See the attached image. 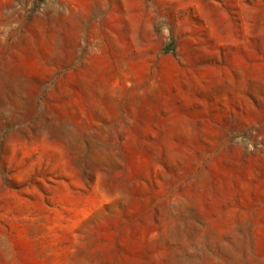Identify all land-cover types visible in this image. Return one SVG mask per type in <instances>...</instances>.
Listing matches in <instances>:
<instances>
[{
  "label": "rangeland",
  "instance_id": "rangeland-1",
  "mask_svg": "<svg viewBox=\"0 0 264 264\" xmlns=\"http://www.w3.org/2000/svg\"><path fill=\"white\" fill-rule=\"evenodd\" d=\"M0 264H264V0H0Z\"/></svg>",
  "mask_w": 264,
  "mask_h": 264
}]
</instances>
